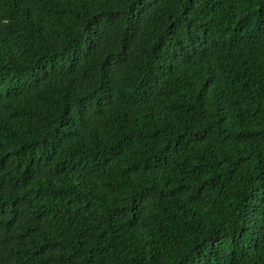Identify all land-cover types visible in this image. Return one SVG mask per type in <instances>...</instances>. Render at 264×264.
Returning a JSON list of instances; mask_svg holds the SVG:
<instances>
[{
    "label": "trees",
    "instance_id": "trees-1",
    "mask_svg": "<svg viewBox=\"0 0 264 264\" xmlns=\"http://www.w3.org/2000/svg\"><path fill=\"white\" fill-rule=\"evenodd\" d=\"M0 264H264V0H0Z\"/></svg>",
    "mask_w": 264,
    "mask_h": 264
}]
</instances>
